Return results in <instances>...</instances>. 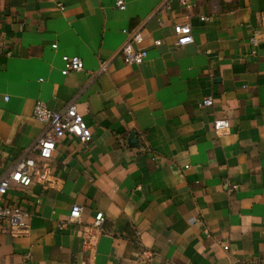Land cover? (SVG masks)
<instances>
[{"label":"crops","instance_id":"crops-1","mask_svg":"<svg viewBox=\"0 0 264 264\" xmlns=\"http://www.w3.org/2000/svg\"><path fill=\"white\" fill-rule=\"evenodd\" d=\"M116 1L0 0V178L41 135L37 101L75 102L92 133L58 141L44 184L0 196L29 226L0 223V264H264V0ZM176 24L192 44L174 46ZM135 31L147 58L128 66L118 52ZM64 55L83 71L62 76ZM74 204L79 223L59 230Z\"/></svg>","mask_w":264,"mask_h":264},{"label":"built area","instance_id":"built-area-1","mask_svg":"<svg viewBox=\"0 0 264 264\" xmlns=\"http://www.w3.org/2000/svg\"><path fill=\"white\" fill-rule=\"evenodd\" d=\"M191 0H179L181 6L190 7ZM115 7L123 11L125 3L123 0H117L114 3ZM57 7L62 9V5ZM260 29L264 35V14L261 18ZM202 20H205L202 18ZM173 33L176 37L174 46L177 48L184 47L193 43L191 27L188 24L173 25ZM128 38L118 52V56L122 62L128 66H140L144 64L147 58V51L142 46L143 37L140 31L127 33ZM259 32H253L248 42L252 46L251 54H256V48L259 45ZM155 46H160L161 41L157 40L153 43ZM57 42L51 45L52 49L57 48ZM10 54L7 53V56ZM62 69L61 75L65 76L70 72H80L84 69L83 61L79 57H70L64 55L61 57ZM107 69V64H101L100 72ZM6 100V98H5ZM213 100L211 97H203L199 103L202 107L212 106ZM33 119L43 124L41 135L36 140L33 147L20 155L16 162L12 165L9 171L0 178V196L5 195L15 184L22 188L30 187L35 181H41L43 184L49 177V163L52 159L53 152L59 140L68 137L73 140H78L80 143L86 144L91 141L92 133L86 125L82 115L78 112L75 102L69 103L64 109L59 112L48 109L42 102L37 101L32 110ZM213 131L217 137H227L230 135V123L226 119H217L213 122ZM33 155V156H31ZM236 187H232L234 191ZM83 212V206L74 204L69 210V213L64 221H60L57 225L59 230L66 225L77 224L80 221ZM7 223L8 231L17 237L24 236L28 229L27 215L22 209L17 206L0 205V223ZM104 223L103 213L97 212L94 216L92 229L96 233H101ZM196 227H202L203 221L197 219L193 221ZM206 236L209 233L205 231ZM94 245V242H92Z\"/></svg>","mask_w":264,"mask_h":264}]
</instances>
